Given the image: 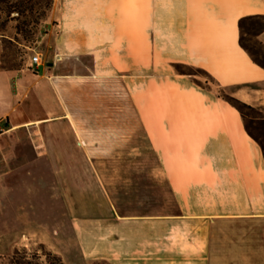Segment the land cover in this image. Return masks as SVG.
<instances>
[{"label": "crops", "instance_id": "0c3cea01", "mask_svg": "<svg viewBox=\"0 0 264 264\" xmlns=\"http://www.w3.org/2000/svg\"><path fill=\"white\" fill-rule=\"evenodd\" d=\"M69 4L55 0L36 70L0 68L2 221L9 210L44 213L41 222L18 213L12 221L62 228L64 264H264V154L219 94L233 88L264 109V68L241 45L239 27L242 17L264 15V0ZM255 37L264 45V29ZM124 50L154 52L155 65L166 56L169 66L202 68L209 80L170 70L139 78L136 91L130 75L99 69L120 65L105 56ZM113 76L129 99L139 95L160 181L155 201L133 208L116 201L94 166L100 148L110 155L130 145L131 107H99L100 83Z\"/></svg>", "mask_w": 264, "mask_h": 264}, {"label": "rangeland", "instance_id": "374dc122", "mask_svg": "<svg viewBox=\"0 0 264 264\" xmlns=\"http://www.w3.org/2000/svg\"><path fill=\"white\" fill-rule=\"evenodd\" d=\"M18 1L11 0L14 3ZM69 1V5L74 6L76 0ZM54 2L52 4L51 0H31L29 5L32 6V9L21 16L13 13L12 19L6 23L5 27L2 26V22L6 18V14L4 12L0 14V68L11 70L29 67L36 70L37 65L32 64L31 57L37 53L41 56L42 62H44V52L42 45L38 41L41 39L44 29L52 27L54 22H56L57 13L54 9ZM261 20L264 23V19ZM17 26L25 28L31 35L26 36L18 33ZM255 36L254 34L245 35V39L251 46L260 49L261 46ZM108 57L119 61L120 65L117 67L104 66L99 69L110 72L120 70L121 73L130 75L132 88L136 89V91L139 86V78L150 79L154 75H168L170 70L176 74H182V72L193 73L190 74L192 78H196L202 83L209 80L206 71L202 68L181 62L173 63L172 66L167 65L166 56L163 57V65L160 63L155 65L154 52L114 51L108 52L105 58ZM139 59L147 62L146 65H140L138 63ZM100 87L99 93L100 96L102 94V99L99 101V107H131L130 145L119 147L110 155H107V148H100V154L95 158L94 166L102 176L103 182L109 186L117 202L130 208L144 201L145 198H147V201L153 202L155 201L154 187L160 181L155 177L156 162L154 154L147 137L143 134L138 114L136 113L139 95L135 91V93L133 92L130 95L129 99L122 83L114 76L109 77L108 82L100 83ZM148 87L152 88L153 84H149ZM232 89L227 88L220 91L219 94L227 101L229 100L239 106L245 112V122L253 123L255 131L260 133L257 127L261 122H264V109L245 103L232 96L230 94ZM236 100L252 108L243 106ZM98 117L102 119V116ZM35 131V125H31L30 132L34 133ZM4 213H7L8 219L2 221V212L0 211V264H18V262H24L25 258H27L28 264H59L56 260L58 249L60 247L64 248V244L58 241L62 228L55 225L48 227L31 226L22 217H19V219L15 218L12 221V215L15 216L18 213L19 216L23 215L27 218L28 215L30 220L41 222L44 216L42 212H27L22 209V211L18 212L9 210ZM67 231L69 233L71 231L69 225ZM44 239L49 240V243L44 241ZM51 244L54 247H51ZM17 251L19 252L18 254H16ZM48 251H52L54 255L48 257ZM69 252L72 253V257L75 256L74 250ZM95 264L107 263L100 261Z\"/></svg>", "mask_w": 264, "mask_h": 264}, {"label": "trees", "instance_id": "16d2710c", "mask_svg": "<svg viewBox=\"0 0 264 264\" xmlns=\"http://www.w3.org/2000/svg\"><path fill=\"white\" fill-rule=\"evenodd\" d=\"M31 0H19L18 2H11V0H0V14L5 13L6 18L2 22V26L5 27L6 23L12 19V14L17 13V16L24 15L27 11H30L32 9V6L29 5ZM52 4L54 0H51ZM261 19H264V15H250V16H245L242 17L239 20V27L241 30V38H240V43L241 45L250 53L252 56L253 60L260 65L261 67L264 68V45H262L260 42V49H256L253 46H251L248 41L245 39V35H256L257 31H260L261 29H264V23ZM18 30V33H22L26 36L31 35V33L26 30L25 28H22L21 26L16 27ZM182 74H193V73H187V72H182ZM238 103H240L243 106L252 108L251 106H248L247 104L240 102L236 100ZM230 104L235 106L240 110V112L243 114L245 117V112L242 111V109L237 106L236 104L231 103V101L228 100ZM246 124V129L248 133L260 144L263 154H264V122H261L260 125H258V129L260 130V133H257L255 131V127L253 123H250L248 121L245 122ZM19 252L17 251L16 254ZM53 254L52 251L47 252V256L51 257ZM59 264H64V261L60 255L57 256V259ZM105 262V261H104ZM98 263V262H96ZM18 264H28L27 258H25L24 262H18Z\"/></svg>", "mask_w": 264, "mask_h": 264}, {"label": "built area", "instance_id": "2783aa9c", "mask_svg": "<svg viewBox=\"0 0 264 264\" xmlns=\"http://www.w3.org/2000/svg\"><path fill=\"white\" fill-rule=\"evenodd\" d=\"M42 59L41 56L37 53L31 57L32 64L39 65L41 63ZM7 131L6 126L0 122V139L1 136Z\"/></svg>", "mask_w": 264, "mask_h": 264}, {"label": "bare ground", "instance_id": "6f19581e", "mask_svg": "<svg viewBox=\"0 0 264 264\" xmlns=\"http://www.w3.org/2000/svg\"><path fill=\"white\" fill-rule=\"evenodd\" d=\"M29 124H30V122H29Z\"/></svg>", "mask_w": 264, "mask_h": 264}]
</instances>
